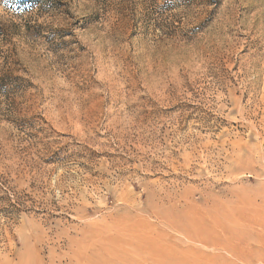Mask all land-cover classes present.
<instances>
[{
    "label": "rangeland",
    "instance_id": "obj_1",
    "mask_svg": "<svg viewBox=\"0 0 264 264\" xmlns=\"http://www.w3.org/2000/svg\"><path fill=\"white\" fill-rule=\"evenodd\" d=\"M0 264H264V0H0Z\"/></svg>",
    "mask_w": 264,
    "mask_h": 264
},
{
    "label": "trees",
    "instance_id": "obj_2",
    "mask_svg": "<svg viewBox=\"0 0 264 264\" xmlns=\"http://www.w3.org/2000/svg\"><path fill=\"white\" fill-rule=\"evenodd\" d=\"M31 1H34V0H31ZM3 184V183H2Z\"/></svg>",
    "mask_w": 264,
    "mask_h": 264
}]
</instances>
